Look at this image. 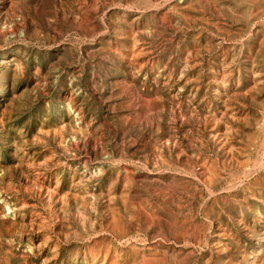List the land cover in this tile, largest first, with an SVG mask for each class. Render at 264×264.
<instances>
[{"label": "rangeland", "instance_id": "374dc122", "mask_svg": "<svg viewBox=\"0 0 264 264\" xmlns=\"http://www.w3.org/2000/svg\"><path fill=\"white\" fill-rule=\"evenodd\" d=\"M2 81L0 264H264V0H0Z\"/></svg>", "mask_w": 264, "mask_h": 264}, {"label": "bare ground", "instance_id": "6f19581e", "mask_svg": "<svg viewBox=\"0 0 264 264\" xmlns=\"http://www.w3.org/2000/svg\"><path fill=\"white\" fill-rule=\"evenodd\" d=\"M4 79V78H3ZM5 92V84H4V82L2 81V83H1V86H0V97H2V95L3 94H5L4 93ZM262 126V125H261ZM263 127V126H262ZM263 140V139H262ZM199 145V144H198ZM264 156V155H263ZM221 160V159H220ZM231 164V163H230ZM255 166V165H254ZM244 169H246V168H244ZM248 169V168H247ZM251 169H252V167H251ZM201 172V171H200ZM252 173V172H251ZM167 186V185H166ZM237 186V185H236ZM235 186V187H236ZM231 188V187H230ZM131 194H133V193H131ZM171 194V193H170ZM178 199V198H177ZM81 201V200H80ZM85 201V200H84ZM86 202V201H85ZM96 204V203H95ZM78 205V204H77ZM81 206V205H80ZM94 206V205H93ZM96 206V205H95ZM94 206V207H95ZM4 215L5 216H7V215H10V208H9V206L7 205V203L6 202H4ZM81 209H82V207H80ZM79 208V209H80ZM90 208V207H89ZM75 209V208H74ZM86 209V208H85ZM84 209V210H85ZM112 209V208H111ZM87 210V209H86ZM90 210V209H89ZM95 211V210H94ZM103 211V210H102ZM84 212V211H83ZM82 212V213H83ZM72 213H74V212H72ZM94 214V213H93ZM114 214V213H113ZM82 215V214H81ZM117 215H118V213H117ZM149 215V214H148ZM73 216V215H72ZM119 216V215H118ZM127 216H128V214H127ZM89 217V216H88ZM108 217V216H107ZM124 217V216H123ZM149 217V216H148ZM4 218V217H3ZM78 218H79V216H78ZM116 218V217H115ZM118 219V218H117ZM121 219V217L119 218V220ZM149 219V218H148ZM86 220V219H85ZM124 220V219H123ZM127 220V219H126ZM83 221V220H82ZM111 221V220H110ZM116 221V220H115ZM108 222V221H107ZM149 222V221H148ZM147 222V223H148ZM89 223V222H88ZM109 224V223H108ZM111 224V223H110ZM121 224V223H120ZM122 224H123V222H122ZM82 226V225H81ZM68 227H69V225H68ZM67 227V228H68ZM100 227H101V225H100ZM197 227V226H196ZM199 227V226H198ZM108 228V227H107ZM127 228V227H126ZM194 229H195V226H194ZM76 230V229H75ZM105 230V229H104ZM127 230V229H126ZM168 230V229H167ZM108 231V230H107ZM196 231H197V228H196ZM118 232V231H117ZM195 232V231H194ZM194 232L192 233V234H194ZM199 232V231H198ZM78 233V232H77ZM106 233H108V232H106ZM185 233V232H184ZM86 234V233H85ZM188 234H190V233H188ZM69 235V234H68ZM101 235V234H100ZM185 235V234H184ZM108 236V235H107ZM162 236V235H161ZM192 236V235H191ZM200 236H202V235H200ZM65 237V236H64ZM182 237H184V236H182ZM96 238V237H95ZM100 238V237H99ZM65 239V238H64ZM181 239V238H180ZM185 239V238H184ZM73 240V239H72ZM116 240V239H115ZM124 240V239H123ZM186 240V239H185ZM102 241V240H101ZM89 242V241H88ZM105 242V241H104ZM118 242V241H117ZM188 242V241H187ZM119 243V242H118ZM89 244V243H88ZM111 244V243H110ZM82 245V244H81ZM123 245V244H122ZM125 246V245H124ZM110 247V246H109ZM261 247V246H260ZM260 247H258L257 249H256V252H254V253H256L255 255H254V257L255 256H258V255H260L261 254V248ZM102 249V248H101ZM263 249V248H262ZM100 250V249H99ZM109 250V249H108ZM102 251V250H101ZM72 252V251H71ZM70 252V253H71ZM111 252V251H110ZM113 252V251H112ZM111 254V253H110ZM115 254V253H114ZM105 256V255H104ZM108 256H109V254H108ZM120 256V255H119ZM127 256V255H126ZM118 257V256H117ZM106 258V257H105ZM160 258V257H159ZM97 259H99V258H97ZM120 259V258H119ZM155 259V258H154ZM109 259H107V261H108ZM177 260V259H176ZM104 261V260H103ZM106 261V262H107ZM158 261H159V259H158ZM163 261V260H162ZM97 262V261H96ZM95 262V263H96ZM170 262V261H169ZM174 262V261H173ZM113 263V262H112ZM104 264V263H103ZM108 264V263H107ZM114 264V263H113Z\"/></svg>", "mask_w": 264, "mask_h": 264}]
</instances>
